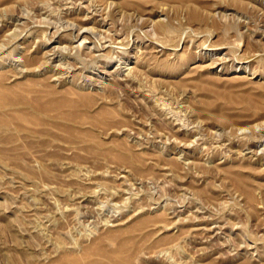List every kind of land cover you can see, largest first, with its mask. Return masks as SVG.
Segmentation results:
<instances>
[{"label":"rangeland","instance_id":"obj_1","mask_svg":"<svg viewBox=\"0 0 264 264\" xmlns=\"http://www.w3.org/2000/svg\"><path fill=\"white\" fill-rule=\"evenodd\" d=\"M0 264H264V0H0Z\"/></svg>","mask_w":264,"mask_h":264},{"label":"bare ground","instance_id":"obj_2","mask_svg":"<svg viewBox=\"0 0 264 264\" xmlns=\"http://www.w3.org/2000/svg\"><path fill=\"white\" fill-rule=\"evenodd\" d=\"M48 94V93H47ZM55 95L56 93H49L47 95V100L44 103L41 102H36V100H34V103H27V102H22V104H26L27 107L29 109H31V111L35 114H37L38 116H40L41 114L47 115V118L51 119L53 117H55V115H53V112H57V113H61L59 111H65V107L68 106H74V101L71 98H67V102L68 103H64V101H57L55 100ZM45 95H40V97H38V99H43ZM37 99V100H38ZM37 116V117H38ZM59 115H57L58 117Z\"/></svg>","mask_w":264,"mask_h":264}]
</instances>
